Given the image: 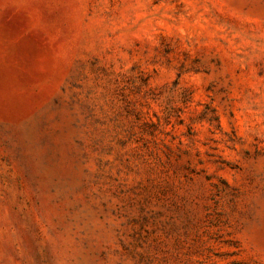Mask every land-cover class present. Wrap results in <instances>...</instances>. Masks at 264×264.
<instances>
[{
    "label": "rangeland",
    "instance_id": "374dc122",
    "mask_svg": "<svg viewBox=\"0 0 264 264\" xmlns=\"http://www.w3.org/2000/svg\"><path fill=\"white\" fill-rule=\"evenodd\" d=\"M0 264H264V0H0Z\"/></svg>",
    "mask_w": 264,
    "mask_h": 264
}]
</instances>
